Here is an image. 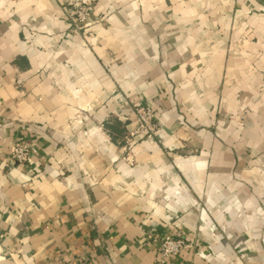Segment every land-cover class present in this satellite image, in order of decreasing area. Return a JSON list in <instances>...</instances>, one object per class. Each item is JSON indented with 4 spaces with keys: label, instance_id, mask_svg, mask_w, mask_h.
<instances>
[{
    "label": "crops",
    "instance_id": "1",
    "mask_svg": "<svg viewBox=\"0 0 264 264\" xmlns=\"http://www.w3.org/2000/svg\"><path fill=\"white\" fill-rule=\"evenodd\" d=\"M0 264H264V0H0Z\"/></svg>",
    "mask_w": 264,
    "mask_h": 264
},
{
    "label": "built area",
    "instance_id": "2",
    "mask_svg": "<svg viewBox=\"0 0 264 264\" xmlns=\"http://www.w3.org/2000/svg\"><path fill=\"white\" fill-rule=\"evenodd\" d=\"M71 26L77 29H87L92 17V10L89 7H76L67 10ZM134 116L136 126L131 128L126 135V144L129 149L136 143L138 137L155 139L158 131L155 110L150 105L135 104ZM38 152L37 148L24 142H16L9 150L8 157L13 162L27 163ZM150 239L156 238L149 235ZM190 243L182 236L167 235L161 238L160 257L162 261L169 256L179 254L188 249Z\"/></svg>",
    "mask_w": 264,
    "mask_h": 264
},
{
    "label": "rangeland",
    "instance_id": "3",
    "mask_svg": "<svg viewBox=\"0 0 264 264\" xmlns=\"http://www.w3.org/2000/svg\"><path fill=\"white\" fill-rule=\"evenodd\" d=\"M135 108V107H134Z\"/></svg>",
    "mask_w": 264,
    "mask_h": 264
}]
</instances>
